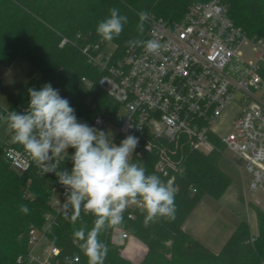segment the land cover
Returning a JSON list of instances; mask_svg holds the SVG:
<instances>
[{"label":"trees","instance_id":"16d2710c","mask_svg":"<svg viewBox=\"0 0 264 264\" xmlns=\"http://www.w3.org/2000/svg\"><path fill=\"white\" fill-rule=\"evenodd\" d=\"M195 1L208 0H0V64L10 66L25 58L40 71V75L31 77L20 89L10 110L24 112L29 102L28 89L38 90L51 83L62 90L60 95L69 100L80 122L91 126L97 113L103 112L118 123L120 103L100 88L102 71L81 50L87 44L109 43L102 41L96 32L97 24L109 16L107 4H117L120 14L128 17L120 37L111 41L116 46L115 55L120 58L128 49L126 41L142 39L146 33L144 22L143 34L137 31L140 18L131 4L174 22ZM222 1L228 5L229 16L249 37H264V0ZM64 39L67 40L63 42ZM88 97L86 110L77 106ZM3 112L0 107V114ZM4 142L0 137V264H28L33 228L44 231L48 243L60 247L53 264H65V257L70 258L71 264H88L73 233L81 226L90 229L94 217L82 212L75 223L65 218L66 210L59 212L52 205L55 192L66 197L56 175L42 173L35 163L27 172L16 171L5 157ZM223 150L204 153L183 147V172L173 183L178 189L175 219L162 218L145 227L143 214L135 205L129 206L123 224L100 236L109 249L104 264H264V209L255 203L251 207L257 215L258 233H253L247 219H242L217 252L184 228L205 195L220 198L232 183L233 177L219 166ZM73 151L69 149V156ZM156 159L154 151H146L141 156L134 155L132 161L141 163L147 174H155L167 182L155 169ZM71 167V160L64 157L57 170L70 171ZM22 204L28 206V214L20 211ZM121 230H127L147 246L140 261L123 255L125 242L118 238ZM168 240L172 241L170 247L166 245ZM76 255L79 261L74 262L71 258Z\"/></svg>","mask_w":264,"mask_h":264},{"label":"built area","instance_id":"2783aa9c","mask_svg":"<svg viewBox=\"0 0 264 264\" xmlns=\"http://www.w3.org/2000/svg\"><path fill=\"white\" fill-rule=\"evenodd\" d=\"M145 13L142 39L159 40L164 47L158 55L138 47L128 48L118 58L115 44L81 48L88 61L102 71L100 88L126 110L118 114L114 143L118 145L128 135L137 137L132 158L154 151L155 169L172 183L183 172V162L155 141L204 153L229 149L234 163L243 166L247 174L242 198L250 207L252 197L260 189L264 192V37H249L229 16L228 5L222 0L195 1L174 22ZM245 44L255 51L250 57L242 52ZM233 104L237 108L231 127L220 133L218 122ZM112 123L110 116L99 112L92 127L103 131ZM4 151L16 171L32 168L34 162L22 147L5 141ZM63 159L55 161L57 167ZM65 199L52 201V205L65 211ZM42 237L44 231H30L28 264L31 259L37 264H53L60 254V247L49 244L44 258L35 256L33 251ZM130 237L127 230L118 232L125 244ZM71 259L79 261V256Z\"/></svg>","mask_w":264,"mask_h":264},{"label":"clouds","instance_id":"9594fccd","mask_svg":"<svg viewBox=\"0 0 264 264\" xmlns=\"http://www.w3.org/2000/svg\"><path fill=\"white\" fill-rule=\"evenodd\" d=\"M138 16L137 31L142 35L146 13L140 11ZM127 23L126 15L110 8L109 16L97 24V35L111 42L120 37ZM126 46L142 48L152 55H158L164 47L157 39H131ZM28 95L24 112L7 111L0 114V122L6 125L13 143L24 149L42 173L56 175L66 193L65 218L75 223L82 212L94 217L90 229L81 226L73 233L88 264H104L109 249L100 236L123 224L130 205L143 214L145 227L162 218L175 219L178 189L171 181L147 174L141 163L132 161L137 137L128 135L117 145L111 133L80 122L69 100L51 83L38 90L29 88ZM69 149L74 150L70 156ZM62 156L71 160L70 171L57 170L55 161ZM20 211L28 214L30 210L22 204ZM65 264H71L69 257H65Z\"/></svg>","mask_w":264,"mask_h":264},{"label":"rangeland","instance_id":"374dc122","mask_svg":"<svg viewBox=\"0 0 264 264\" xmlns=\"http://www.w3.org/2000/svg\"><path fill=\"white\" fill-rule=\"evenodd\" d=\"M139 6V5H138ZM135 7L133 4L130 5L136 13L138 14L141 10L139 7ZM119 8V6L115 3H108L107 8ZM108 9V11H109ZM108 14V13H107ZM140 18V17H139ZM88 30L90 28L88 27ZM109 42L106 45H111ZM242 52L244 56L250 57L255 51L249 44H245L242 48ZM40 75V71L34 65H32L27 59L20 58L15 63L10 66H6L0 64V107L4 111L5 114L10 110V106L16 98V95L20 91V89L25 85V83L31 78ZM61 93L62 90L60 89ZM90 97L86 100L79 101L77 106L86 110V106H88ZM237 106L233 104V106H229L225 111L224 116L218 122L219 124V132L225 133L227 132L232 124V114L235 112ZM125 108L120 105V109L118 114H125ZM93 123V122H92ZM91 123V126H92ZM117 124V123H116ZM116 124L113 122L108 129H104L103 131L111 133L112 137L116 133ZM0 137L6 142H13L11 139V135L6 131V125L3 122H0ZM157 145L166 146V151L171 154L175 159L182 160L183 159V151L182 148L171 143H167L165 141H157ZM233 152L229 149H225L223 154L219 160V166L229 172V174L233 177V181L226 190V192L220 198H213L208 195H205L194 212L191 214L190 221H192V225L189 227V231H192L193 234L196 235L195 229L199 232L201 237H204L207 241H212L215 243V246L223 244L226 241L229 234L232 232L234 227L238 224L240 219H247L248 222H252V227L256 226V218L254 217L255 211L253 207H246V204L243 200L235 197V194H240L243 189V181L242 177H245L244 169L239 165H236L232 159ZM247 178V177H246ZM61 200V197L55 192L52 197V201ZM253 203L260 206L264 209V192L260 189L253 197ZM131 207L134 205H130ZM39 236L40 232L37 233ZM131 239V238H129ZM172 241L168 240L166 245L171 246ZM126 246V244H125ZM49 248V243L45 237H42L39 244L34 249L33 253L35 256H39L40 258H44L46 256V250ZM125 248V247H124ZM123 248V250H124ZM123 252V251H122ZM166 255V251H164ZM125 257V253H123ZM144 257L143 254H138V256L133 257L132 261H140ZM29 264H37V262L31 259Z\"/></svg>","mask_w":264,"mask_h":264},{"label":"crops","instance_id":"0c3cea01","mask_svg":"<svg viewBox=\"0 0 264 264\" xmlns=\"http://www.w3.org/2000/svg\"><path fill=\"white\" fill-rule=\"evenodd\" d=\"M236 164V163H235ZM237 165V164H236ZM241 166V165H240ZM242 168H243V166H241ZM244 169V168H243ZM225 171V170H224ZM227 172V171H226ZM227 173H229V172H227ZM244 173H245V177H242V181H243V183H244V180L246 179V177H247V174H246V172H245V169H244ZM236 196V198H237V200L238 199H240L241 198V200H243V198H242V192L240 193V194H235ZM195 210V209H194ZM194 210H193V212H194ZM255 211V210H254ZM192 212V213H193ZM191 213V214H192ZM191 216V215H190ZM190 216L188 217V219L185 221V223H184V228L187 230V231H189V227L192 225V221H190L191 219H193V217L190 219ZM254 217L256 218V226L253 228L252 227V222L250 221L249 223H250V225H251V229H252V231H253V233H258V228H257V215H256V213H255V215H254ZM242 220V218L240 219V221ZM240 221L238 222V224L240 223ZM237 224V225H238ZM236 225V226H237ZM236 226L234 227V229L236 228ZM233 229V230H234ZM233 230H232V232H233ZM195 232H196V235L195 234H193V232L192 231H189L192 235H194L196 238H198L199 240H201L203 243H205L207 246H209L213 251H215V252H217V251H219L220 249H221V247L223 246V244L225 243V242H223V244H221V245H218V246H215V243H213L212 241H207V240H205V238L204 237H201L200 235H199V232L195 229L194 230ZM231 232V233H232ZM230 233V234H231ZM230 234H229V236H230ZM228 236V237H229ZM131 239H128L127 241H126V246H125V248H124V250H123V253H125V255H127V257L128 258H130V259H132L133 257H136V256H138V254H143V255H145V253H146V251H147V246L141 241V240H139L138 238H136L135 236H133V235H131V237H130ZM227 240V239H226Z\"/></svg>","mask_w":264,"mask_h":264}]
</instances>
